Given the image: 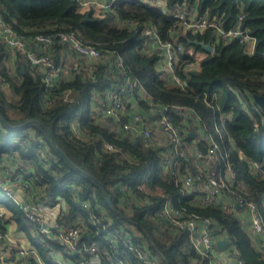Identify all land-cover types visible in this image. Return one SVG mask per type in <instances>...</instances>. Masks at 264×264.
<instances>
[{
  "label": "trees",
  "instance_id": "obj_1",
  "mask_svg": "<svg viewBox=\"0 0 264 264\" xmlns=\"http://www.w3.org/2000/svg\"><path fill=\"white\" fill-rule=\"evenodd\" d=\"M160 1L165 3V12L137 0H115L105 10L82 9L78 0H0L1 18L24 38L63 31L93 44L102 54L119 55L127 75L137 81V105L147 108L151 99L192 107L199 123L187 120L185 125L180 124L190 149L207 151L202 134H211L219 145L220 157L212 164L186 152L169 177L164 166V145L142 143L139 137L124 131L119 122L99 117L95 110L98 98H105L109 87L124 78L118 73L108 74L110 60L104 57L84 67L78 65L69 78L48 86L40 69L0 38V173L10 174L17 192L33 189L34 195L40 193L48 199L62 197L65 207L57 219L80 231L79 241L71 249L40 235L35 224L1 189L0 208L4 214L0 216V229L6 230L12 220L14 230L22 231L48 264L55 262L42 240L48 241L69 264L89 259L92 251L101 256L100 264H117L107 259L103 250L112 257L122 254L123 264H141L121 238L115 245L107 242L106 238L118 234L130 236L133 242L144 241L158 264H211V253L198 252L188 230L172 227L169 220L157 215L164 202L211 219L213 234L232 240L242 264H264V248L247 228L244 210L248 203H254L264 223V124L252 109L253 96L264 95V0ZM182 5L193 6L195 18H216L224 29L236 24L238 15L244 13L241 25L255 37L254 53L244 52V45L237 39L215 37L212 27L189 32L186 38L178 36L183 49L177 54L176 70L186 80V87L174 85L158 67L161 52L149 44L142 26L148 23L161 38L169 39L168 29L176 19L172 14ZM130 18L142 25L135 31L117 25V19ZM191 39L211 41L213 48L206 51L190 44ZM10 52L15 55L12 60ZM72 52L67 43L55 42L48 49L57 67ZM195 59L197 71L188 73L184 61ZM65 92L67 100H63ZM172 117L179 123L178 115L172 113ZM222 117L229 148L223 144L220 132L214 130ZM190 131L193 136L188 134ZM105 142L112 143L116 150L106 149ZM199 165H205L202 175L208 169L214 170L223 182L222 197L232 203L233 197L240 199L241 206L230 209L216 202L199 201L203 194L199 182L184 187L178 180L181 173H195ZM228 165L236 173L233 184L226 179ZM143 182L154 190H141ZM145 198L142 204L140 199Z\"/></svg>",
  "mask_w": 264,
  "mask_h": 264
},
{
  "label": "built area",
  "instance_id": "obj_2",
  "mask_svg": "<svg viewBox=\"0 0 264 264\" xmlns=\"http://www.w3.org/2000/svg\"><path fill=\"white\" fill-rule=\"evenodd\" d=\"M82 9L94 7L100 10L109 9L115 0H78ZM148 7H156L165 12V3L160 0H137ZM176 19L169 27L168 32L170 38L164 40L161 38L158 30L152 25L145 23L142 26L143 33L147 34L149 44L157 48L161 52V57L158 61V67L163 71V75L167 77L174 85L184 89L186 80L177 72L176 65L179 61L177 54L182 51L181 42L177 41L178 36H183L187 33L203 32L207 28L214 29V35L222 39H237L244 45V52L253 54L255 49V37L249 32L248 28L241 25V20L245 16L240 13L236 24L228 29H224L218 24L216 18L207 19L206 17L195 18V9L193 6L186 8L182 5L173 14ZM118 26H125L129 29L136 30L139 25H142L137 19H117ZM0 38L12 50L19 51L24 54L25 58L33 65L37 66L43 74L42 79L46 85L52 86L61 78H69L71 71L77 66V61L73 60L71 64L65 62L61 67H57L51 60L48 49L55 42L67 43L73 50L75 55L89 57L94 61L104 58L110 60V66L107 69L108 74H119L124 76L123 80L116 81L106 91L105 98H98L97 105H94L99 117H109L114 121L119 122L121 128L128 132L131 136L139 137L142 143L149 145H164L166 147V156L164 159L165 170L169 173V177L175 173L178 159L185 156L186 152H190L196 158L203 159L206 164H212L220 157L219 145L211 134H202V138L208 143V148L205 153H202L196 148L190 149L188 141L184 139L183 130L180 124L185 125L187 120L199 123V116L192 107H187L181 104L166 105L162 102H154L148 99V107L144 108L136 103L134 91L136 90L137 81L127 75V70L119 55L110 56L109 53L102 54L101 50L93 44L82 42L73 33L63 31H53L48 34L37 33L30 38H24L9 25L0 16ZM211 43V41H210ZM212 45V44H211ZM213 48V47H212ZM148 50V49H144ZM78 51L80 54L76 53ZM198 68V59L184 61V69L189 73L190 70ZM41 74V75H42ZM68 92L63 95V100H67ZM216 96V92L212 93ZM242 105H244L242 103ZM252 109L259 114V121L264 124V111L255 102L252 104ZM172 113L180 117L179 123L175 122ZM224 118L222 117L219 125L223 127ZM255 128L257 122L254 124ZM76 136L78 129L73 126ZM202 128V127H201ZM217 130V124H215ZM203 130V128H202ZM171 145V148H170ZM104 147L109 150H116L110 142H105ZM205 165H199V170L195 173L185 170L181 173L178 180L186 188H191L195 182H199L203 194L199 197V201L203 203H219L224 207L234 205L240 207L242 202L240 199L233 197V203L222 198L224 192L221 190L222 181L216 176L215 171L208 169L202 175V168ZM228 174L226 179L230 184L236 180V173L230 166H227ZM176 180V181H178ZM139 188L146 193L154 190L148 182H143ZM0 189L6 191L9 198L12 199L17 206L25 214L29 221H32L40 235L59 242L66 248H73L75 242L79 241V231L76 226L69 223H64L58 220V216L62 214L65 207V201L62 197L54 198L42 197L40 193L34 195L33 189H27L25 193L17 192L11 182V176L8 172L0 173ZM127 190V185H124ZM14 190V191H13ZM141 203L146 202L145 199H140ZM231 204V205H230ZM228 205V206H227ZM247 214L245 221L247 228L250 230L257 244L264 248V223L258 213L257 206L254 203H248L244 209ZM235 211V210H234ZM157 215L166 218L170 221L172 227L186 229L190 233V239L194 248L204 254L211 253L213 256L211 264H219L217 258L224 260V264H242L240 252L233 244L232 240L220 234H213V222L209 218H202L193 213L186 211L184 207L173 205L171 202H164L157 210ZM238 215L243 213L236 212ZM4 212L0 208V216ZM14 227V222L9 221L6 230L0 229V264H48L36 246L29 243L18 241L15 236L10 234V228ZM121 238L124 245L131 249L138 257L141 264H158V259L150 254L147 244L143 242H133L130 236L127 235H112L106 238L107 242L112 245ZM228 239V245L223 250H215V243L218 239ZM41 244L45 247L46 252L52 255L55 264H69L62 254L53 248L48 241L42 240ZM94 249V246H92ZM216 251V255L212 253ZM105 253V254H104ZM103 254L107 259L114 261L117 264H123V255ZM217 256V257H215ZM97 261L94 263L93 258L90 263L89 259H79L77 264H100L101 256L95 253ZM232 258L233 262H231Z\"/></svg>",
  "mask_w": 264,
  "mask_h": 264
},
{
  "label": "water",
  "instance_id": "obj_3",
  "mask_svg": "<svg viewBox=\"0 0 264 264\" xmlns=\"http://www.w3.org/2000/svg\"><path fill=\"white\" fill-rule=\"evenodd\" d=\"M86 19V17H85ZM183 37L186 38L185 35H183ZM189 43L190 44H194L196 46H200L202 49L206 50V51H211L212 50V45L210 43V41L208 42H205L203 40H199V39H191L189 40ZM76 53L80 54L78 51H75ZM81 55V54H80ZM197 70L195 69H192L189 71V73H196ZM43 77V74L41 75ZM254 100L255 102L261 107V109L264 111V95H261V94H255L254 96ZM190 136H193L194 135V132L193 131H190L188 133ZM238 207V205H237ZM228 245V239L226 238H222V239H218L215 243V250L219 251V250H223L226 246ZM216 251H212V253L214 255H216ZM217 257V256H215ZM218 259V262L219 264H221L222 262V259L221 258H217ZM231 262H233L232 258H230Z\"/></svg>",
  "mask_w": 264,
  "mask_h": 264
},
{
  "label": "crops",
  "instance_id": "obj_4",
  "mask_svg": "<svg viewBox=\"0 0 264 264\" xmlns=\"http://www.w3.org/2000/svg\"><path fill=\"white\" fill-rule=\"evenodd\" d=\"M14 56H15L14 53H13V52H10V54H9L10 60L14 59ZM73 60H76V61H77V66H78V65H82V66L84 67V66H87L88 63H90L93 59H92V58H88V57H83V56L75 55V53L72 52V53H71V54L65 59L64 62H65L66 64H71V63L73 62ZM222 198H223V199H226V197H224V196H223ZM10 234H11L12 236H15V238H16L18 241L26 242V243L31 244V242L28 241V238L25 237V236L23 235V232H22V231H15V230H14V227H11V228H10ZM93 261H94V263H95V262L97 261V259L94 258ZM218 263H219V262H218ZM221 264H224V260H223V259H222ZM227 264H229L228 261H227Z\"/></svg>",
  "mask_w": 264,
  "mask_h": 264
},
{
  "label": "rangeland",
  "instance_id": "obj_5",
  "mask_svg": "<svg viewBox=\"0 0 264 264\" xmlns=\"http://www.w3.org/2000/svg\"><path fill=\"white\" fill-rule=\"evenodd\" d=\"M89 58V57H88ZM217 124V130L215 129V126H214V130L216 131V132H220V136H221V138H222V141H223V144L227 147V148H229V147H231V143H230V140L228 139V136H227V134H226V131H225V128L224 127H222L221 125H219L218 124V122L216 123ZM23 235H24V233H23ZM25 236V235H24ZM92 258L94 259L95 258V253H94V251H92L91 253H90V263H91V261H92Z\"/></svg>",
  "mask_w": 264,
  "mask_h": 264
}]
</instances>
